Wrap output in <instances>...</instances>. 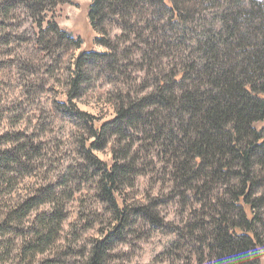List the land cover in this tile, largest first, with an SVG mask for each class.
<instances>
[{
	"label": "trees",
	"instance_id": "1",
	"mask_svg": "<svg viewBox=\"0 0 264 264\" xmlns=\"http://www.w3.org/2000/svg\"><path fill=\"white\" fill-rule=\"evenodd\" d=\"M72 1L0 0V264H131L116 246L155 233L160 264H262L264 0H92L103 53L59 28ZM97 84L99 125L71 103Z\"/></svg>",
	"mask_w": 264,
	"mask_h": 264
},
{
	"label": "rangeland",
	"instance_id": "2",
	"mask_svg": "<svg viewBox=\"0 0 264 264\" xmlns=\"http://www.w3.org/2000/svg\"><path fill=\"white\" fill-rule=\"evenodd\" d=\"M91 1L92 0H73L70 3L58 5L55 9L54 15L56 22L61 30L69 32L74 38H81V40L83 41V49L90 48L94 51L103 53L107 50L102 46L97 45L96 42H94V40L99 37V35L91 29L87 18V13ZM78 53L79 51H75L73 57L75 58ZM50 89L53 91V94H50L51 101L65 103L67 107H71L70 104L72 103L79 111L84 112L93 117L95 119V125L109 122L114 117V111L112 107L108 103H106L105 100L102 98L104 94H106V92L110 90L106 86L101 89L98 88L97 84L96 90L89 94V96H94L95 100L85 98L88 100V102L86 100H73L70 104L67 102V98L65 96V89L61 85H56L53 87L50 86ZM98 94H101V96H99ZM100 97L101 99H99ZM97 99H99V101ZM75 128L76 127H73L72 125L68 124H57V135L61 134L62 136H67L70 139L72 135H74L73 132H76V135L80 134V131ZM81 135L83 137V141L86 142L85 147L89 146L95 141V137L92 138L90 135L84 134V131L81 133ZM71 145L72 143L69 142L68 147H70ZM109 149L110 147L107 146L101 151L95 149L91 150L93 156L97 158L98 161L107 165H111L112 155ZM64 155L70 157L71 160L73 158L80 160V158L77 157L78 154L74 153L72 149L67 150ZM86 163L87 162L84 161V164ZM141 184L142 187L144 183L142 182ZM84 188L86 189L81 190V192L78 193L77 197H80V199L82 200H89V197L93 195V191H91V189L88 190L89 187L87 185ZM139 191L140 192H136L138 196L136 199L141 200V198L144 197L143 190ZM129 192L130 191L127 190L126 193L129 194ZM125 197V191H122L121 195H119V198L124 199ZM87 203H89L88 207H92L93 204L91 202L87 201ZM93 208H95V211L98 214H101V216L103 215V209L99 206V204L95 203ZM79 211L80 208L71 209L70 213L72 212L74 216H72L70 219H74L76 214L79 213ZM160 216L168 220H171L173 218L171 210H161ZM70 221L71 220H69V222ZM102 227H104V225H95L93 229L89 230L86 233V238L100 239V237H102ZM169 239L171 240L170 237L155 233L152 235H148V238H143L142 240L137 241L135 243L131 242L129 245L122 244L116 247H120L121 249L129 253V257H127V259H129L128 261L131 262V264H160L156 261V259L165 250ZM261 262L262 264H264V258Z\"/></svg>",
	"mask_w": 264,
	"mask_h": 264
}]
</instances>
